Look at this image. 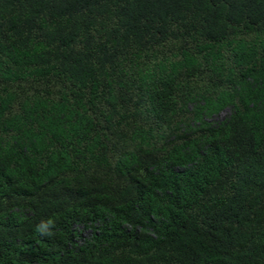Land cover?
I'll use <instances>...</instances> for the list:
<instances>
[{"label": "trees", "instance_id": "trees-1", "mask_svg": "<svg viewBox=\"0 0 264 264\" xmlns=\"http://www.w3.org/2000/svg\"><path fill=\"white\" fill-rule=\"evenodd\" d=\"M0 264H264V0H0Z\"/></svg>", "mask_w": 264, "mask_h": 264}, {"label": "rangeland", "instance_id": "rangeland-1", "mask_svg": "<svg viewBox=\"0 0 264 264\" xmlns=\"http://www.w3.org/2000/svg\"><path fill=\"white\" fill-rule=\"evenodd\" d=\"M229 113H230V109L226 108V109L220 111L219 113L212 115L210 117V119L212 121H220V120L224 119L225 117H227L229 115Z\"/></svg>", "mask_w": 264, "mask_h": 264}, {"label": "clouds", "instance_id": "clouds-1", "mask_svg": "<svg viewBox=\"0 0 264 264\" xmlns=\"http://www.w3.org/2000/svg\"><path fill=\"white\" fill-rule=\"evenodd\" d=\"M50 223V222H49ZM39 228H40V226H39Z\"/></svg>", "mask_w": 264, "mask_h": 264}]
</instances>
